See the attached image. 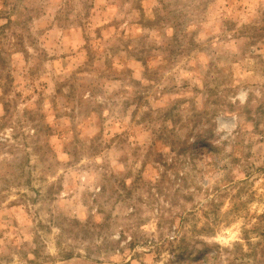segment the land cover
<instances>
[{
  "label": "rangeland",
  "instance_id": "rangeland-1",
  "mask_svg": "<svg viewBox=\"0 0 264 264\" xmlns=\"http://www.w3.org/2000/svg\"><path fill=\"white\" fill-rule=\"evenodd\" d=\"M202 243L264 264V0H0V264Z\"/></svg>",
  "mask_w": 264,
  "mask_h": 264
},
{
  "label": "trees",
  "instance_id": "trees-1",
  "mask_svg": "<svg viewBox=\"0 0 264 264\" xmlns=\"http://www.w3.org/2000/svg\"><path fill=\"white\" fill-rule=\"evenodd\" d=\"M183 240L184 239L181 238L179 240H175L174 242H168L167 243L168 246H171V247H173L176 250L179 249L180 252L178 253V256H180L182 258H183V254L182 253L184 252V250L186 248V246L184 244L182 245ZM176 243H177V245H174ZM202 245H203L202 246L203 248L200 249V250H197V252H196V255L194 257L195 258V262H198V264H207V263H210V262L214 261L216 258H218L217 256L219 255V252H217L216 256L215 255H212V256L210 255L211 251L213 250V245L211 246V245L204 244V243H202ZM215 246H217L216 248L219 249L218 245H215ZM182 263H183V261L181 263H179V264H182Z\"/></svg>",
  "mask_w": 264,
  "mask_h": 264
}]
</instances>
